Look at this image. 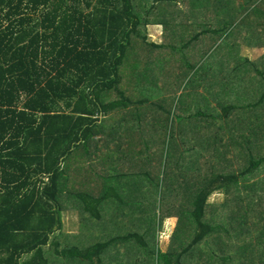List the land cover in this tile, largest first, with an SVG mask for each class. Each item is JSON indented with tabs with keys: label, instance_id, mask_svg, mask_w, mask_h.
<instances>
[{
	"label": "trees",
	"instance_id": "16d2710c",
	"mask_svg": "<svg viewBox=\"0 0 264 264\" xmlns=\"http://www.w3.org/2000/svg\"><path fill=\"white\" fill-rule=\"evenodd\" d=\"M138 3V0H0V264H53L47 252L51 244L60 256L75 254L82 264H110L113 259L110 255L119 240L135 242L147 249L149 241L140 236L143 232L139 228H119L113 233L117 236L93 239L86 248L75 244L63 247L64 240L71 236L60 232L63 212H68L63 205L64 195L67 199L72 196L69 191L71 159L75 152L82 155L86 148L93 156L92 149L99 144L93 143L98 127H108L107 143H119L128 134L123 124L149 111L166 131L176 133L182 128L179 122L184 117L170 110L164 101L154 102L150 97L154 89H146L135 101L137 98H128L121 88L127 64L136 71L138 81L147 78L158 83L156 70L167 67L159 62L153 67L152 62L165 60V52H171L155 44L164 54L152 60L148 53V59L142 61V55L133 61L137 45L134 38L143 36L141 27L147 28L157 24L155 22L164 24L153 5L142 6L141 2L138 6ZM144 39L147 40V36ZM178 44L179 47H172L173 53L180 48L181 43ZM182 46L183 49L188 47L187 44ZM172 68L178 70L179 66ZM114 93L121 98L112 99ZM226 109L229 115L235 107L229 105ZM155 111H163L167 120L157 118ZM196 112L199 115L201 110ZM200 115H204L205 127L192 120L186 128L188 133L202 136L209 130L211 141L222 139L225 123L215 117H209V121L204 113ZM229 120L226 121L235 126L236 122ZM156 142L170 150L169 135L158 133ZM120 156L125 153L116 151L113 161ZM165 156L166 153L161 155ZM259 160L264 161V157ZM162 162L158 171L163 168ZM258 164L255 160L249 170H255ZM93 165L99 170L97 164ZM207 165L204 172L212 180L202 182L205 186L195 189L193 199L170 202L167 194L170 188L162 181L137 189L146 193L160 192L163 215L185 212L194 221L195 231L198 230L180 253L178 248L162 253L156 246L150 252V256L158 260L156 263L184 264V257L209 235H223V227L204 223L205 214L215 208L209 198L218 189L226 188L230 192L246 175V168L225 173L224 167H211V161ZM100 171L106 176L97 177L94 185L85 191L73 193L84 203L83 209L98 222H102L106 212L103 203L118 191V180L124 170L114 165L113 169ZM140 175L145 180L151 179L146 178L149 173ZM79 186H83V182ZM99 191L105 193L104 196H90ZM234 220L236 226L225 229L227 242H231L232 231H236L234 236L240 240L247 238L249 224H244L245 220L241 222L237 214ZM107 229L104 227L102 231L106 236ZM256 238L258 243L264 244L263 234ZM249 239L252 240L250 249L241 248L240 264H258L248 258L247 250L256 251L255 238ZM257 251L260 262L264 263V249L259 247ZM116 263L123 264L117 260Z\"/></svg>",
	"mask_w": 264,
	"mask_h": 264
},
{
	"label": "crops",
	"instance_id": "0c3cea01",
	"mask_svg": "<svg viewBox=\"0 0 264 264\" xmlns=\"http://www.w3.org/2000/svg\"><path fill=\"white\" fill-rule=\"evenodd\" d=\"M138 1V6L141 5V2L142 6L153 5L152 8L156 9L157 16L164 21V24L160 22L153 24V26L162 27V41L153 37L152 40L149 39L147 31L152 25L147 28L141 27L145 30V35L137 36L135 44L138 38L148 43L144 45L146 49L136 51L133 61L142 55V61L148 59V53L150 59L158 58L162 52L155 48V44L164 46L171 52L162 53L167 57L165 60L152 62L153 67L158 62L167 67L166 70H156L159 77L158 83H155L154 79L147 78L138 81L135 76L136 71L127 64L123 70L125 81L121 88L126 94L132 89L133 95L127 97L137 98L135 101L145 93L146 89H154L150 96L154 102L162 103L164 101L163 104L165 103L170 110L184 117L179 122L182 128L176 133H173L172 130L166 131L167 128L160 126L152 114L146 111L130 123L123 124L128 134L119 143L118 141L107 143L108 127L106 126V129L98 127L93 143L99 142V144L95 149H92L93 156H90L89 149L86 148L82 155L80 153L76 155L74 161L78 158L80 163L83 161L88 164L92 160V164H97L100 169L104 170L102 163L116 160V151L120 154L121 152L125 153V156L118 158L124 162L120 169L130 170L121 173L118 180V191L107 200L113 197L116 200L121 199L120 197L129 198V192L146 193L143 192L145 190L137 189H142L146 185L150 186L152 183L143 182L144 178L142 177L144 176H141L136 168L143 170L141 165L145 167L148 164L157 170L156 166H160L161 160L165 161L166 156L161 157L163 153L166 155L169 153L168 159L172 164L171 166L167 165L166 169H160V171H164L162 182L170 188L168 193L166 190L170 202L193 199L195 189L204 185L207 179L212 180L204 172L205 168L209 167L208 161H211V167H224L225 173L240 172L246 168V175L230 188V192L223 188L216 190L210 196L209 203L213 204L215 208L205 214L204 223L206 226L225 227L222 221L229 220L227 228L236 226L234 218L237 214L241 218V222L245 220L244 224H249L246 231L247 238L244 237L241 240L240 237L236 238L234 236L236 231H232L234 234L231 237V242H227L228 238L225 235L221 237L215 234L209 235L204 242L194 247L192 253L184 257L183 262L184 264H199L200 260L215 258L212 252L215 249L221 250L218 242L222 240L224 249L220 254L222 255L227 249L230 256L224 254L222 256L228 260L233 256L228 264H240L242 261L240 254L243 251L241 248L248 247L252 243L249 238H255L256 251L254 249L253 251L247 250L248 258H252L254 263L264 264L260 262V252L257 251L259 247L264 249V244H260L259 240H256L257 235L258 237L264 235V161L259 160L260 157H264V0H196L198 5L194 4L193 6H191L192 0H157L156 3L154 0H146L145 3L142 0ZM221 6H223L226 15L218 12ZM145 36H147V40L144 39ZM174 40L181 43L175 53H173L172 47H179V44ZM184 44H187L188 47L183 49L182 45ZM137 48L138 43L135 50ZM246 50L251 51V56L246 54ZM172 66H179V69L174 70ZM128 87L129 89H127ZM229 105H233L235 109L228 115L226 107ZM195 107L196 111L201 110L200 114L207 115L209 121H211L209 117H215L225 123L222 139L211 141L209 130L202 136H198L195 132L188 133L186 128H189V123L192 120L198 121L202 128L205 127V122L202 120L204 115H196ZM153 113L157 118L167 120V115L163 111ZM229 118V121L236 122L235 126H231V122L226 121ZM101 122L99 124H102ZM157 132L169 135L170 150L161 147L156 142ZM109 154H112L113 157L109 158ZM134 154L138 156L136 159H133ZM255 160L259 162L257 168L249 170L253 167ZM76 165L72 160L70 169L73 170L76 167L79 172L84 170V167L79 166L78 162ZM113 167H109V169ZM179 169H184V173L179 177L180 183L178 184V176L175 171ZM143 172L148 173L147 170ZM85 174L86 171L77 173L73 183L80 185L83 182V185H87L88 188L94 185L93 181H88ZM189 174L190 177L187 179L184 175L189 176ZM71 176L73 177L72 174ZM159 181L161 179L154 181L153 184ZM242 182H248V185L240 188ZM100 186L102 188L103 184ZM246 189H249L247 196H250L251 201V206L248 209H244L242 205ZM221 191L227 193V198L222 203H216L213 198ZM154 192L156 190L147 193L153 194ZM104 194L99 191L95 197H102ZM157 194L160 193L156 192L155 199L148 197L146 201H156L158 198L161 200V194L160 196ZM70 195L80 201L77 194ZM64 196L66 198V194ZM90 196L93 197V195ZM255 199H259L256 205L252 203ZM141 200H144L142 196ZM122 212V214L118 212L116 218L109 221H105V216H102V224L104 227H108V231L116 232L119 228L126 229L130 225L131 213L126 209ZM138 216L140 218L141 215L138 214ZM164 221L168 222L169 226L174 225L172 228L174 234L169 239L167 250L178 248L177 251L180 253L182 249L188 247L194 233L198 232V230L195 231L196 225L191 216L185 212L163 215L160 224ZM253 224H256L254 230L251 229ZM248 248L250 249V247ZM150 258V253L143 255L141 247L137 246L135 242L124 241L117 261H121L123 264H151Z\"/></svg>",
	"mask_w": 264,
	"mask_h": 264
},
{
	"label": "rangeland",
	"instance_id": "374dc122",
	"mask_svg": "<svg viewBox=\"0 0 264 264\" xmlns=\"http://www.w3.org/2000/svg\"><path fill=\"white\" fill-rule=\"evenodd\" d=\"M186 1V0H185ZM192 5L194 4L198 5L196 3V0H192ZM190 6V7H191ZM210 9V7H207ZM218 12L220 14L226 15L225 10L223 9V6H221L218 10ZM162 27H158V26H150V28L147 31L148 37L150 40H152V37L154 39H157L158 41H162ZM143 35H145V30L143 29ZM160 36V37H159ZM136 40V37L134 38V41ZM137 43H138V48L137 50L134 51H141L144 48V45H147V41H143V39L138 38L137 39ZM247 52V53H246ZM246 54L248 56H251V51H247L246 50ZM239 58V57H238ZM233 63V61H232ZM126 88V87H125ZM129 89V87L127 88ZM128 97H130L131 95H133V91L132 89H130V91L127 92L126 94ZM116 98H121L117 93H114V96H112V99H116ZM78 154V153H77ZM131 154V153H130ZM76 152L74 153L71 161L73 160L74 165H76V162H79V166L82 165V167H84V169L86 168V174L92 181L96 180L97 181V177H103L106 175H103V173L99 170H96L94 168V165L92 164V162L90 163H84L83 161L80 163L79 159L77 158V160L74 161V159L76 158ZM138 156H136V154H134L133 159H136ZM169 157V153H167L165 161L162 162L163 164V169L167 168V165L171 166V161L168 159ZM71 165V163H70ZM102 165L104 166V171L108 170L109 167H113L114 165L119 166L120 168L124 165V162H121V160H117V161H112L110 160L109 162L105 161L102 163ZM143 170L140 168H136L138 169L139 173H142L144 170H147V172L149 174H151L150 176L146 177V178H151L149 179H143L144 181H148L149 184L153 183L154 181H158L159 179H161V181L163 180V175H164V171H157L156 168H153L152 165L146 164V166L144 167V165H141ZM148 166V167H147ZM92 167V168H91ZM108 167V169H107ZM158 169L160 168V166H156ZM80 168V167H77ZM114 168V167H113ZM112 168V169H113ZM146 168V169H145ZM76 167H74V169H70V172L73 176H76V174L79 172ZM130 169L126 170L124 169V171H129ZM123 171V172H124ZM120 171L117 170V173H119ZM175 173L177 174L178 178H177V182L178 184L180 183V179L179 177L182 176V173H184V169L183 170H177L175 171ZM187 179L190 177L184 175ZM87 178V179H89ZM153 178V179H152ZM73 177L71 176L70 179V184H69V191L71 194L73 193H77L78 191H85L88 186L87 185H83V186H79L76 185L73 182ZM89 181V180H88ZM248 182H242L240 184V188H243L244 186H247ZM153 186H155V184H153ZM135 189H137L136 187H134ZM98 191V190H97ZM155 191V190H154ZM246 193L244 194V198H243V208L244 209H248L249 206H251V201H250V196L248 194L249 189L244 190ZM248 191V192H247ZM157 193H160L158 191H156ZM156 192H154L153 194L151 193H141V194H136L135 192H129V198H125V197H120L121 199H114L110 198V200H107L106 202H104V207H106L104 210L106 211L104 213L105 215V220L109 221L112 220L113 218H116L117 213L120 212V214H122L125 209L131 213V227H127L126 229H134V228H139L141 232H143L142 234H140V236L145 237L146 240L149 241V244L147 246V249H142V246H140L139 244H137V246L141 247V251L142 254L144 255V253H150L152 251L155 250V247L158 246V249L161 252L166 253L168 250V246H169V239L172 238L174 232H172V228L174 227V225H168L169 223L164 221V223L160 224L161 219H163V209L161 207V200L158 198L156 201H146V199L148 197L155 199L156 198ZM96 195V194H95ZM158 196H160V194H157ZM141 196L144 198V201L141 200ZM181 196V195H179ZM95 197V196H93ZM227 198V193L225 191H221L219 192V195H216L213 198V201H216V203H222L225 201V199ZM66 202L63 203L64 205V209H66L65 211L68 212H63L62 215V219H63V229L62 231H60L61 233H63L65 236H71V237H67L64 242H66L63 247L66 246H71V245H77V246H81V248H86L88 242H92L93 239L96 240L99 238H103V239H108L109 237H115L117 236V234L113 235L114 231H108V236H106V234H103L102 231L104 229V224H102V222H98L97 220L94 219V215L90 214V212L86 211L83 209V202L80 200H76L75 197L70 196L69 199L65 198L64 199ZM259 201V199H255L252 203L254 205L257 204V202ZM215 203V202H214ZM116 204L118 206H113L110 207V205ZM145 208V210H144ZM259 208V207H258ZM260 209V208H259ZM139 215L140 218H139ZM229 222V220H227ZM227 221H222V224L225 225V227H223L224 231L223 235L225 234V229L227 228ZM253 222H255V220H253ZM104 223V221H103ZM256 227V224H253L251 226V229L254 230ZM171 229V230H170ZM227 229H230V227H228ZM174 230V229H173ZM148 234H145V233ZM124 233V232H123ZM125 234V233H124ZM222 235V236H223ZM165 236V237H164ZM164 237V239H163ZM172 241V240H170ZM179 242V241H178ZM173 243V242H171ZM219 249L221 250H213V248L211 249V251L213 250V256L215 258L212 259V257H210L209 259H206L204 261L200 260L199 264H228L230 260L226 259L224 256H222L223 254L225 256H230V252L229 250L225 249V252L221 255V251L224 249V245H223V241L219 240ZM124 244V242L122 240H119L116 242V247H114L113 252H112V256L113 259H110V264H117L116 260L117 257L119 256V254L121 253L122 250V245ZM168 244V245H167ZM61 248V247H60ZM144 248V247H143ZM210 251V252H211ZM47 252L50 256V258L53 261V264H75L76 262L81 263V258L76 257L75 254H65V256H60L57 252H56V247L51 244L50 247L47 248ZM233 256L231 257L232 260ZM95 261V257L93 258ZM151 264H159L156 263V261L158 262V260H156V258L153 256H151ZM196 259V258H195ZM194 259V260H195ZM193 262V261H192ZM195 262V261H194ZM82 264V263H81ZM162 264H165L164 262H162Z\"/></svg>",
	"mask_w": 264,
	"mask_h": 264
}]
</instances>
